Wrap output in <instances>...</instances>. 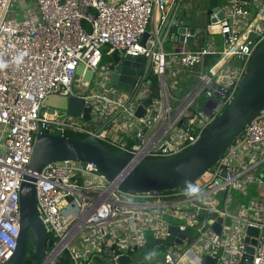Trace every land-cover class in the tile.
<instances>
[{"label":"built area","instance_id":"built-area-1","mask_svg":"<svg viewBox=\"0 0 264 264\" xmlns=\"http://www.w3.org/2000/svg\"><path fill=\"white\" fill-rule=\"evenodd\" d=\"M177 2L33 0L34 12L17 15L13 0H0V65H4L0 67V264L16 248L18 191L39 129L49 134H93L109 148L134 158H159L186 150L229 103L250 58L264 44V0L256 4L255 16L247 0H230L224 19L212 23L221 36V49L209 43L167 54L158 32L149 33L141 43L150 21L156 19L162 26L173 16ZM113 53L150 57L149 71L158 78L159 94L151 92V83L142 78L141 70L129 94L114 89L109 82ZM170 56H177L183 69L198 66L208 56L214 58L200 75V85L176 103L166 77ZM104 57L108 60L101 65ZM80 65L95 75L93 87L77 77ZM53 95L82 98L91 119L74 118L56 108L49 112L44 101ZM146 99L150 102L144 105ZM139 107L143 112L136 116ZM259 163L264 166V109L195 181L200 191L191 196L186 195V186L130 193L90 163L47 164L36 176L34 193L37 215L52 245L40 261L30 264H58L62 257L69 264H89L95 257L118 264L119 256L146 247L148 230H154V238H165L168 227L185 233L194 228L197 236L189 243L187 236L180 245L164 244L162 255L153 261L201 264L203 256H197L193 247L206 238L204 227L211 211L259 231L254 245L243 241V231L228 259L223 253L227 247L221 240L222 229L220 235L208 238L204 255L216 264H239L246 246H252L250 264H264V219L244 217L246 208L232 213L215 197L219 191L231 197L237 177ZM256 183L264 187V177ZM262 209L259 205L256 211ZM200 214L205 217L201 221L197 219Z\"/></svg>","mask_w":264,"mask_h":264},{"label":"water","instance_id":"water-1","mask_svg":"<svg viewBox=\"0 0 264 264\" xmlns=\"http://www.w3.org/2000/svg\"><path fill=\"white\" fill-rule=\"evenodd\" d=\"M192 11L190 18L185 17V11H182L180 16L174 13L161 26L157 34L158 38L163 39V43L170 41L182 45L191 44L197 31L199 32L202 27L201 23L204 18L202 5L196 6ZM210 12L214 13L216 17L210 18L211 23H214L216 19L223 20L225 17L224 11L219 6L213 7ZM149 35V32L146 31L141 36L140 42L144 43ZM111 61L112 73L109 76V82L114 89L129 94L137 71L141 70L142 78L146 79L148 83L152 82L151 92L155 95L159 94L158 78L149 71L150 57L131 55L120 57L113 53ZM48 98L50 102L48 111L53 112V105H56L57 101L53 100L51 96ZM149 102L150 100L146 99L143 104L147 105ZM58 106L71 117L81 116L86 120L91 119L89 108L84 107V101L80 97H61ZM263 109L264 44L250 58L246 73L229 103L221 108L220 113L209 122L196 141L182 152L159 158L144 156L134 158L126 151L109 148L93 134L80 137L49 134L47 130L39 129L34 138L32 152L18 191L19 234L16 248L4 264H30L33 261H40L44 256L45 249L52 245V239L48 235L46 226L37 215L34 193V181L45 165L65 160L90 163L109 180L115 181L120 189L130 193L171 190L185 187L187 183L195 185V181L203 176L235 142L247 122ZM142 112L143 108L139 107L136 116L141 115ZM104 126L105 124L100 126L97 132ZM222 175L224 176L225 172ZM215 197L220 203H225L227 210L231 209V197L225 198L223 191L217 192ZM229 221L228 218H223L211 211L207 216L204 230L210 229L213 234L220 235L222 227ZM243 231V241L254 245L258 228L246 226ZM167 232L169 235L165 238L156 237L153 239V244H156L153 251L161 250L164 244L180 245L182 240L188 236L187 233L178 231L176 227H168ZM30 237L34 241L32 252H28ZM252 253V246H246L239 264H250ZM118 262L129 263L131 259L129 255H121ZM201 264L216 263L212 257L204 255Z\"/></svg>","mask_w":264,"mask_h":264},{"label":"crops","instance_id":"crops-1","mask_svg":"<svg viewBox=\"0 0 264 264\" xmlns=\"http://www.w3.org/2000/svg\"><path fill=\"white\" fill-rule=\"evenodd\" d=\"M247 1L249 2V8L251 14L255 16V13L257 11L256 4L259 3L261 0H247ZM13 2H14V6L16 7L15 13L17 15H23L28 11L34 12L33 0H16ZM229 3L230 0H178L177 2L178 8L177 9L174 8L172 10V14L175 13L178 16L181 15L182 11H185L186 12L185 17L190 18L191 13L193 12L192 9H194L196 6L198 7V5H202V9L204 11L203 14L204 18L202 23L200 22L202 27H200L199 32L205 30L206 35L201 42L202 44L197 39L198 31L194 37V41L188 45H182L170 41L164 42L163 43L164 52L167 54H171L174 52H178L181 49L195 50L209 43H211L214 48L219 49L222 43V39L221 36L217 33V27L210 22V18L211 17L213 18V15H215L210 11L213 7L219 6L225 13L227 6H229ZM150 26L151 29L149 30V33L152 34L157 33L161 28L158 20L156 19L154 21L153 20L150 21ZM218 36L219 38H217ZM213 60L214 58L212 56H208L204 58L203 62L198 66L191 69H183L179 65L177 56H170L168 58L166 77L172 89L171 91L173 93V96L174 98H176L172 100L173 103H176L177 99L182 98L186 93L190 92L195 87L200 85V75L207 70V68L212 64ZM236 63L235 61L230 62V64H236ZM178 93H180V95L177 98L176 94ZM247 164H249V161L247 162ZM261 177H264V166L262 163L257 164L255 167H252L250 170L237 177L236 182L231 189V190L234 189L237 192L235 193V195H232L230 192L232 198V205L230 211L232 210V213L236 214L238 210H242L246 208V210H244L243 213L244 217L254 218L258 216L261 219H264V187L256 183V179ZM249 188L252 189L253 193L250 194L249 197H247ZM259 205L263 209L261 211H256ZM203 218H205L204 214H200L197 219L201 221ZM222 229L223 230L221 233V240L226 241L224 243L227 247V249H224L223 253L224 256L229 259L231 255L230 251L236 249L238 244L241 242V235L244 230V225L242 221L230 220L229 223L224 225ZM149 231L152 232L154 239V232H153L154 230H148V232ZM212 235L213 232L210 229H208L206 231V238L202 241L200 240V242L198 243H195L193 247V251L197 256L199 257L204 256V252L207 248V240ZM154 246L155 244H153L152 241L151 248H149L152 249V252ZM176 248L178 249L179 247ZM124 255H129V254L126 253ZM100 259L101 257H95L92 259V261L89 262V264H100L99 262ZM153 260L154 257L151 258V262L149 264H156ZM123 264H127V263H123Z\"/></svg>","mask_w":264,"mask_h":264},{"label":"rangeland","instance_id":"rangeland-1","mask_svg":"<svg viewBox=\"0 0 264 264\" xmlns=\"http://www.w3.org/2000/svg\"><path fill=\"white\" fill-rule=\"evenodd\" d=\"M13 1H16V0H13ZM150 29H151V26L149 24L147 26V32H149ZM217 38H219V36ZM219 44H220V42H219ZM165 47H166V45H165ZM221 47H222V43H221L219 49H221ZM107 60H108V58L104 57L101 65H104ZM77 77H82V80L89 81L93 87V79L95 78V75L91 74L89 71H84L83 66H81V65L77 68ZM179 95H180V93L176 94L177 98ZM51 97L53 100L57 101V104L53 105V107L58 109V110H64L58 106V101L60 100L61 97L54 96V95ZM48 99L45 102L46 107H49V104H50ZM198 101H199V103L202 104L203 103L202 97H200ZM59 103H61V102H59ZM50 106H52V105H50ZM190 112H192V111L190 110ZM236 192L237 191H235L234 189L231 190L232 195H235ZM252 193H253L252 189L249 188V192H248L247 197H249V195ZM220 206H222V204ZM231 212H232V210H231ZM145 239H146L147 248L146 247L145 248H139L135 251L128 252L129 257L131 259V262H129L127 264H149L151 262L152 257H154V259H155V257H160L162 255L161 250L156 251V252L155 251L152 252V250L149 249V248H151L152 241H153L152 232L147 231L145 233ZM99 262H100V264H112L107 257L101 258L99 260ZM118 264H120V263H118Z\"/></svg>","mask_w":264,"mask_h":264},{"label":"trees","instance_id":"trees-1","mask_svg":"<svg viewBox=\"0 0 264 264\" xmlns=\"http://www.w3.org/2000/svg\"><path fill=\"white\" fill-rule=\"evenodd\" d=\"M205 35H206V31L203 30L202 32H198L197 34V39L198 41L201 43L202 40L205 38ZM202 44V43H201ZM199 44V45H201ZM69 134L70 136H80V137H83L85 136L84 134H79V133H67ZM186 233L188 235V239H187V242H191L193 241L197 234H196V231L194 230V228H187L186 230ZM34 247V241H33V238L31 237V240L28 241V252H31V248ZM70 260L67 258V257H62L60 258L58 264H69Z\"/></svg>","mask_w":264,"mask_h":264},{"label":"clouds","instance_id":"clouds-1","mask_svg":"<svg viewBox=\"0 0 264 264\" xmlns=\"http://www.w3.org/2000/svg\"><path fill=\"white\" fill-rule=\"evenodd\" d=\"M4 65H0V67H3ZM200 191L199 187L190 183L186 184V195L191 196L193 194H196Z\"/></svg>","mask_w":264,"mask_h":264},{"label":"flooded vegetation","instance_id":"flooded-vegetation-1","mask_svg":"<svg viewBox=\"0 0 264 264\" xmlns=\"http://www.w3.org/2000/svg\"><path fill=\"white\" fill-rule=\"evenodd\" d=\"M30 239H31V237H30Z\"/></svg>","mask_w":264,"mask_h":264}]
</instances>
